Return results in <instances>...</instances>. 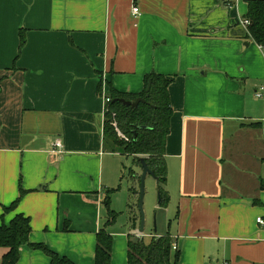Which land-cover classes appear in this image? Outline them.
Listing matches in <instances>:
<instances>
[{
  "label": "crops",
  "instance_id": "1",
  "mask_svg": "<svg viewBox=\"0 0 264 264\" xmlns=\"http://www.w3.org/2000/svg\"><path fill=\"white\" fill-rule=\"evenodd\" d=\"M246 1L0 0V225L21 214L29 245L94 264L98 231L114 235L103 199L124 157L104 143V97L109 84L138 95L156 74L171 79L169 202L156 208L170 219L148 239L169 234L179 264H264V54ZM129 224L111 264L143 235ZM29 245L17 264H50Z\"/></svg>",
  "mask_w": 264,
  "mask_h": 264
},
{
  "label": "trees",
  "instance_id": "2",
  "mask_svg": "<svg viewBox=\"0 0 264 264\" xmlns=\"http://www.w3.org/2000/svg\"><path fill=\"white\" fill-rule=\"evenodd\" d=\"M245 19L249 22L247 28L248 37L260 47L264 54V0H247ZM19 51L25 44L24 35L19 33ZM171 79L161 75L150 74L144 79L145 89L138 95H126L115 91L108 85L107 98L110 100L105 105L103 139L105 145L114 153L130 157L134 168H140L139 159H143L148 170L156 180L158 194V207L164 209L169 202L165 189L167 182V169L165 165V142L169 134V124L172 116L168 87ZM149 85L148 92L146 91ZM137 98L145 100V104H139L130 108L117 102L118 99L135 101ZM115 125V127H114ZM261 125V124H259ZM264 128V121H263ZM117 131L121 134L118 136ZM131 181L138 180L132 169H129ZM132 194H135L130 189ZM105 193L103 206L106 209L104 227L111 225L116 214L110 209V193ZM136 194H139L136 193ZM4 208L3 212L14 211L20 197ZM132 228L135 229L138 217L130 219ZM31 232L29 219L21 214H16L8 224L0 225V248L6 253L0 259V264H17L19 249L29 245ZM172 240L169 234L161 237H150L147 241L135 236H127L126 263L127 264H179V251L172 250ZM113 238L104 228L96 234V246L94 251V264H111ZM32 249L44 253L50 264H73L68 258L60 257L50 251L45 245H29Z\"/></svg>",
  "mask_w": 264,
  "mask_h": 264
},
{
  "label": "rangeland",
  "instance_id": "3",
  "mask_svg": "<svg viewBox=\"0 0 264 264\" xmlns=\"http://www.w3.org/2000/svg\"><path fill=\"white\" fill-rule=\"evenodd\" d=\"M260 87H264V84ZM260 100L264 101V99ZM117 133L118 136L121 137L118 131ZM129 169H135L132 166V159L130 157H121L119 178L114 191L110 193V208L115 211L116 219L112 226H110V229L108 228V231L114 234L112 235V254L115 259L122 253L123 241L126 240V235L130 228V219L134 216L139 218L138 194H136L139 192V181H131ZM135 172L137 171L135 170ZM130 189H132L135 194H132ZM158 200L156 180L151 176H147L143 183L142 200L144 226L141 238L145 241L148 240L149 234H153L154 230L162 233L163 231H161V229L164 227L166 229L168 219H170L162 214V212L157 211ZM137 223L138 226L139 221ZM221 259L222 258H214L211 262H207V264H219L222 261Z\"/></svg>",
  "mask_w": 264,
  "mask_h": 264
},
{
  "label": "water",
  "instance_id": "4",
  "mask_svg": "<svg viewBox=\"0 0 264 264\" xmlns=\"http://www.w3.org/2000/svg\"><path fill=\"white\" fill-rule=\"evenodd\" d=\"M149 90V85L146 89V91L148 92ZM117 102L121 103L122 105L126 106V107H130V108H135L137 107L139 104H145V100L142 98H137L135 101L131 102V101H126L124 99H118ZM140 162V170H141V174L139 177V194H138V212H139V226H138V231L140 234L143 233V226H144V218H143V212H142V200H143V183L144 180L147 176H151L152 178L153 175L152 173L148 170L147 166L145 165L143 159H139ZM155 179V178H154Z\"/></svg>",
  "mask_w": 264,
  "mask_h": 264
},
{
  "label": "built area",
  "instance_id": "5",
  "mask_svg": "<svg viewBox=\"0 0 264 264\" xmlns=\"http://www.w3.org/2000/svg\"><path fill=\"white\" fill-rule=\"evenodd\" d=\"M240 0H235L236 3H238ZM131 15L133 16V18H137L139 16V9L137 7H133L131 9ZM242 24L247 27L249 25V22L247 20H244L242 22ZM255 97L257 99H264V87H260L256 92H255ZM104 101L105 103H109V99L107 97H104ZM61 146H60V143L58 141H55L54 144H53V148H54V151L59 149ZM257 222L259 224H264V222L261 220V219H257ZM172 250L173 251H177V247L175 244H172ZM220 264H227L226 262H221Z\"/></svg>",
  "mask_w": 264,
  "mask_h": 264
}]
</instances>
